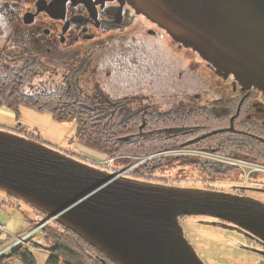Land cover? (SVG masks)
Instances as JSON below:
<instances>
[{"label":"water","instance_id":"95a60500","mask_svg":"<svg viewBox=\"0 0 264 264\" xmlns=\"http://www.w3.org/2000/svg\"><path fill=\"white\" fill-rule=\"evenodd\" d=\"M122 1L218 68L264 90V0ZM152 181L0 129V190L57 219L115 264H206L185 235L181 218L188 216L231 223L264 242L263 201Z\"/></svg>","mask_w":264,"mask_h":264},{"label":"flooded vegetation","instance_id":"af4514ba","mask_svg":"<svg viewBox=\"0 0 264 264\" xmlns=\"http://www.w3.org/2000/svg\"><path fill=\"white\" fill-rule=\"evenodd\" d=\"M75 17L80 19L67 26ZM1 24L15 36L14 54L39 61L76 59L109 47L130 49L140 61L139 76L119 86L105 83L104 96L122 99V108L128 98L126 110L145 119L140 132L164 136L169 146L177 147L168 155L174 165H201L212 174L238 167L220 162L213 153L249 159L256 166L249 179H264V90L218 68L128 2L0 0ZM148 117L154 121L147 122ZM211 178L208 188L217 189ZM258 189L264 184L237 181L229 192L256 198L250 192L264 193ZM247 237L245 248L264 256V242Z\"/></svg>","mask_w":264,"mask_h":264},{"label":"trees","instance_id":"16d2710c","mask_svg":"<svg viewBox=\"0 0 264 264\" xmlns=\"http://www.w3.org/2000/svg\"><path fill=\"white\" fill-rule=\"evenodd\" d=\"M135 56L127 48L122 51L112 49L110 53H98V56L97 53H94L78 55L76 59L61 58L62 63L57 64L61 67L60 71L64 64L69 62L70 65L65 73H61L60 82L51 88L25 93L24 86L36 74L38 68H45L48 62L39 61L36 56L30 54L25 56L13 54L12 60L20 61V64L16 67L0 68V106L14 109L18 118L19 109L28 107L38 112H50L52 118L58 122L74 121L76 142L113 159L116 170H112V172L115 173L118 171L117 169L133 165L144 157L148 158L177 148L169 146L164 141V136H156L145 133V131L140 132L139 125L145 119L138 118L134 109L126 110L129 105L128 98H123L125 108H122L119 105V100L122 99L104 96V80L112 79L114 74L121 70V59H127L128 62L133 61L134 64L135 61L139 63L140 61ZM48 60L52 61L53 59L49 58ZM146 120L147 122L154 121L152 117H148ZM169 157L168 155L158 156L138 164L135 167L136 172L139 173L136 178L156 179L154 175L157 172L176 166ZM195 167L205 172H212L201 165ZM167 179L162 178L165 183H177L173 180L169 182ZM5 194L8 199L0 202V211H6L8 208L19 209L22 204L33 209L31 214L25 212L29 229L50 219L49 215L15 195ZM184 218L186 217H182L181 220ZM43 230L50 245L44 264H115L96 247L59 223L55 218L45 224ZM12 257L20 258L24 264L37 263L33 252L20 245L0 257V264H10L9 259ZM102 258H105L107 262L104 263Z\"/></svg>","mask_w":264,"mask_h":264},{"label":"rangeland","instance_id":"374dc122","mask_svg":"<svg viewBox=\"0 0 264 264\" xmlns=\"http://www.w3.org/2000/svg\"><path fill=\"white\" fill-rule=\"evenodd\" d=\"M1 35L7 36L2 38V42H0V68L18 66L20 61L12 60V55L15 53V50L12 49L11 42L14 41L15 36L9 33L7 34L4 24L0 25V36ZM7 40L10 41L9 45ZM110 49L111 47L95 53H97V56L98 53H110ZM43 62L48 63L45 68H38L36 74L24 86L23 90L25 93H34L43 88L53 87L54 84L60 82L62 79L61 73H65L70 65L69 62L64 64L63 69L60 71L61 67L58 65L62 63L61 58L52 61L43 59ZM135 62L134 64L133 61L128 62L127 59H121V70L115 73L112 79H105L104 82L109 86H119L123 85L125 80L137 79L140 73V64L137 61ZM55 67H57L56 70ZM19 110L20 114L18 118L14 109L0 106V129L10 130L29 138L38 139L50 146L73 154L85 162L107 169L101 165L100 161H104V159L108 157L98 154L81 143L76 142L74 138L76 124L74 121L58 122L52 118L50 112H38L28 107H21ZM92 156L99 157L95 158ZM227 157L231 158L232 156ZM99 159L101 160L98 161ZM236 162L238 163L236 164L238 165L237 168L215 174L197 169L195 166L168 167V170L157 172V174L154 175L156 179L151 180H153L152 182L162 183V178L165 177L168 178L167 180H169V182L171 180L177 182L175 184L200 187L204 185L208 186L210 182H212L211 177H213L215 178L213 180H215L214 184L217 190L226 192H229L233 183L237 181H250L264 184V179H249V170L256 167L249 165V159L238 158ZM111 165L116 169L113 161ZM247 193L249 194V191H247ZM250 193L257 199L264 201V193ZM6 199H8L7 195L0 190V202ZM26 211L28 214L33 213V209L25 204H22L19 209L8 208L6 211H0V223L5 226L4 229L0 228V248L10 245L16 237L24 236L34 229H29V224L25 219ZM181 224L187 239L195 247L206 264H260L264 262L263 255L245 248L249 238L231 223H223L213 217L197 215L184 218L181 220ZM6 229L9 232V239L2 240L1 237L6 233ZM33 254L37 260L36 264H44L48 257V251L44 250H35ZM10 261H18L24 264L23 261L17 257L10 258L9 262Z\"/></svg>","mask_w":264,"mask_h":264},{"label":"built area","instance_id":"2783aa9c","mask_svg":"<svg viewBox=\"0 0 264 264\" xmlns=\"http://www.w3.org/2000/svg\"><path fill=\"white\" fill-rule=\"evenodd\" d=\"M163 153V152H162ZM166 153V154H165ZM170 151H165L162 156H166L169 155ZM161 154V153H160ZM209 155V153H207ZM212 154V157L216 158L217 160H219L220 162L224 163V164H238L236 161L238 158L236 157H227L225 155H216V154ZM154 157V156H153ZM153 157H144L142 159H140L137 163L133 164V165H129L121 170H118L116 173H118L119 175H127V176H132V177H137L139 175V173L136 172L135 167L140 164L139 162H144L148 159H151ZM243 159V158H241ZM101 159H99L98 161H100ZM112 161L113 159H104V161H100L101 165L104 166L105 168H107L108 170H116L112 167ZM51 219H48L42 223H40L38 226H36L34 229L31 230L30 233H27L24 236H20V237H16L12 243L10 245H6L3 248H0V257L6 255L7 253H9L10 251H12L14 248L18 247V246H24L28 249H30L31 251H35V250H44V251H48L50 249V245L47 241V237L45 232L43 231V227L45 224H47L48 222H50ZM0 228L4 229L5 226L2 225V223H0ZM6 233L3 234V236L1 237L2 240H7L9 239V232L5 231ZM13 237V238H14ZM17 260V259H15ZM10 264H21L18 261H10Z\"/></svg>","mask_w":264,"mask_h":264},{"label":"crops","instance_id":"0c3cea01","mask_svg":"<svg viewBox=\"0 0 264 264\" xmlns=\"http://www.w3.org/2000/svg\"><path fill=\"white\" fill-rule=\"evenodd\" d=\"M92 157H95V158L97 157L98 158L99 156H92Z\"/></svg>","mask_w":264,"mask_h":264}]
</instances>
